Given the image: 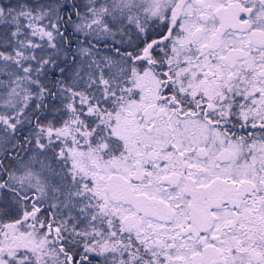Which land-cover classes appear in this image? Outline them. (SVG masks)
I'll use <instances>...</instances> for the list:
<instances>
[{"label": "snow or ice", "instance_id": "6c2138e0", "mask_svg": "<svg viewBox=\"0 0 264 264\" xmlns=\"http://www.w3.org/2000/svg\"><path fill=\"white\" fill-rule=\"evenodd\" d=\"M0 264H264V0H0Z\"/></svg>", "mask_w": 264, "mask_h": 264}]
</instances>
